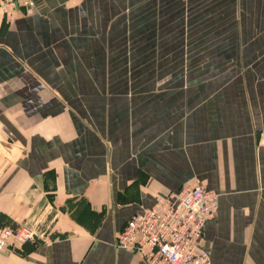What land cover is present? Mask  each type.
<instances>
[{"label":"crops","instance_id":"1","mask_svg":"<svg viewBox=\"0 0 264 264\" xmlns=\"http://www.w3.org/2000/svg\"><path fill=\"white\" fill-rule=\"evenodd\" d=\"M0 18V264H147L159 193L218 192L212 264H264V0H35Z\"/></svg>","mask_w":264,"mask_h":264},{"label":"built area","instance_id":"2","mask_svg":"<svg viewBox=\"0 0 264 264\" xmlns=\"http://www.w3.org/2000/svg\"><path fill=\"white\" fill-rule=\"evenodd\" d=\"M35 3L10 0L9 6L33 7ZM217 206L218 192L200 182L159 193L151 206L126 220L115 244L137 251L147 264H212L203 237L205 224L214 217ZM38 236L26 223L4 225L0 227V251L11 243L34 242Z\"/></svg>","mask_w":264,"mask_h":264},{"label":"rangeland","instance_id":"3","mask_svg":"<svg viewBox=\"0 0 264 264\" xmlns=\"http://www.w3.org/2000/svg\"><path fill=\"white\" fill-rule=\"evenodd\" d=\"M9 1L10 0H1L0 1V18L2 19L3 22H8V21H11L13 19V14L12 13H14V11L12 12V10L15 7H17V6H15L13 8H10ZM35 5H36V3H35ZM24 8H26V7L25 6H20V8H18V11L25 10ZM7 11H9V12H7ZM2 218H3V215L0 214V220H2ZM4 225H13V224H9L8 223V224H4ZM8 248H10V245L8 246Z\"/></svg>","mask_w":264,"mask_h":264}]
</instances>
